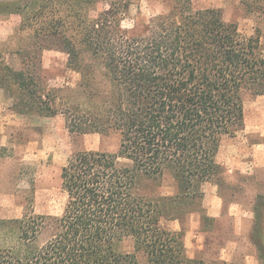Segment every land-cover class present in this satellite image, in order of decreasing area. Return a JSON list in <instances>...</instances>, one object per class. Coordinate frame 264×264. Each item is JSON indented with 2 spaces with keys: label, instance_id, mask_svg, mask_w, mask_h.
<instances>
[{
  "label": "trees",
  "instance_id": "obj_1",
  "mask_svg": "<svg viewBox=\"0 0 264 264\" xmlns=\"http://www.w3.org/2000/svg\"><path fill=\"white\" fill-rule=\"evenodd\" d=\"M14 1L0 0V13L20 12L22 28L36 27L30 44L16 52L20 67L0 64V82L19 91L15 111L62 114L71 133L116 132L120 146L117 153L84 149L69 158L61 214L32 208L0 218V264H135L139 251L151 264L193 262L185 255V231L165 220L197 210L204 184L218 183L223 172L217 160L223 141L245 128L246 96L264 95L259 30L243 34L221 10L196 9L192 0H172L169 12L129 29L123 22L138 0H82L107 7L90 16L81 6L76 39L65 32L64 16L41 18L40 8L32 20L23 13L28 2ZM241 1L248 12L264 13V0ZM52 48L66 52L68 67L82 75L76 88L49 85L43 51ZM166 174L175 193L149 194L146 182ZM255 213L253 238L264 255V193ZM128 239L134 253L121 251Z\"/></svg>",
  "mask_w": 264,
  "mask_h": 264
},
{
  "label": "rangeland",
  "instance_id": "obj_2",
  "mask_svg": "<svg viewBox=\"0 0 264 264\" xmlns=\"http://www.w3.org/2000/svg\"><path fill=\"white\" fill-rule=\"evenodd\" d=\"M192 1L196 9L221 10L224 19L237 23L243 34L254 35L259 30L264 48V13L248 12L241 0ZM14 2L16 4L28 2L23 13L32 20H35L34 12H41L40 8L44 13L41 18H50L52 15L64 16L65 32L75 36L76 39L80 38L81 30L76 25L78 20L75 16L80 13L81 6H85L90 16H96L107 7L103 2L90 1L84 4L82 0L78 2L15 0ZM172 6V0H138L131 6L123 26L131 29L137 20H149L156 15L167 13ZM23 20L24 17L20 12L0 13V64L4 60L11 66L20 67V55L16 52L30 44L36 30L33 26L22 28ZM78 45L83 51L86 62L91 63L86 45L80 42ZM43 67L52 87L76 88L82 80L79 72L68 67V55L61 49L44 50ZM96 71L103 80L99 65ZM4 83L6 85L0 82V89L7 93L9 99H0V121L1 119L5 121L6 119L3 118L10 112L17 113L14 104L19 91L13 83L6 81ZM4 133L7 137L2 140L1 136ZM2 142L7 146H2ZM119 146L120 136L116 132L71 133L62 114L54 117L39 114H23L19 119L12 117L9 128L3 133L0 132V218L22 217L26 210L32 208L37 213L61 214L67 202V193L62 188L61 173L62 167L69 158L76 151L84 149L117 153ZM262 153H264V95L249 94L245 98L244 130L234 137L226 138L218 154V161L223 166L218 181L219 195L224 199L226 212L230 206L236 205V202L253 209L258 194L264 193V165L253 169L246 166L236 169L235 163L236 155L240 157L246 154L242 158L250 164ZM231 164L235 167H230ZM146 186L147 192L153 195L173 194L176 191V182L170 174H166L160 182L148 181ZM194 213L199 214L203 220L200 227L198 217L194 219L192 216ZM178 220L182 221L185 230L196 226V233H199L201 241L206 244V249L202 252L198 251L194 259L189 257L185 246V255L194 260L190 264H245L236 262L235 254L231 253L224 257L225 254L221 249L222 245L228 242L236 244V238L241 236L236 233L234 218L227 213L219 221L207 219L204 197L198 203L196 211L188 212ZM171 221L165 220L168 226ZM241 237L240 240L244 241V236ZM260 240L264 243V236ZM120 248L122 252H135L134 242L131 239L124 241ZM257 254L264 264V255L259 248ZM135 260V264H151L147 255L141 251L136 253Z\"/></svg>",
  "mask_w": 264,
  "mask_h": 264
},
{
  "label": "crops",
  "instance_id": "obj_3",
  "mask_svg": "<svg viewBox=\"0 0 264 264\" xmlns=\"http://www.w3.org/2000/svg\"><path fill=\"white\" fill-rule=\"evenodd\" d=\"M0 99H9L7 93L1 89ZM21 115L23 114L14 112L8 113V116L3 118L6 120L3 121L1 119L0 121V132L3 133L5 132L6 128H9L10 123H12V117H16V119H19ZM6 137L7 135H5V133L1 136L2 140H5ZM1 145L4 147L7 146L5 142H2ZM245 155L246 154H243L240 157L236 155V169H239L242 166L253 169L260 165H264V153L260 155L261 158L259 156L255 159L254 162H250V164H248L245 158H242L245 157ZM233 160L235 161V158ZM230 167H235V165L232 166L231 164ZM204 207L206 208L207 219H209L210 221H219L223 219L228 213V215L232 216L235 220L236 233L244 236V241L240 240L242 238L240 236L239 238H236V244H234V242H228L227 244L222 245L221 249L222 253L225 254L224 257L232 253L236 255V262L238 263L244 262L245 264H262L261 259L257 254L258 245L253 238L256 224L255 207L253 209L250 207H244L240 202H236V205L230 206V208L226 212V210L224 209V199L219 195V185L216 182H206L204 184ZM192 216L194 219L198 217V225L200 227L203 224L201 216L197 213H194ZM169 227L175 231H185V246L190 258H196L198 251L202 252L204 249H206V244L201 241V238L198 235L199 233H196V226L185 230L182 221L177 219L172 220L169 223ZM196 237L197 239H195Z\"/></svg>",
  "mask_w": 264,
  "mask_h": 264
}]
</instances>
